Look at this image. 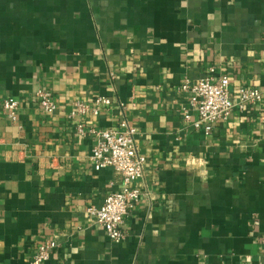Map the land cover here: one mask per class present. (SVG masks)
<instances>
[{
    "label": "crops",
    "instance_id": "obj_1",
    "mask_svg": "<svg viewBox=\"0 0 264 264\" xmlns=\"http://www.w3.org/2000/svg\"><path fill=\"white\" fill-rule=\"evenodd\" d=\"M211 74L233 97L264 94V0H0V264H28L49 238L43 264H264V100L206 134L181 85ZM98 96L112 102L86 126L127 121L147 157L121 242L87 209L122 177L95 168L68 118Z\"/></svg>",
    "mask_w": 264,
    "mask_h": 264
},
{
    "label": "built area",
    "instance_id": "obj_2",
    "mask_svg": "<svg viewBox=\"0 0 264 264\" xmlns=\"http://www.w3.org/2000/svg\"><path fill=\"white\" fill-rule=\"evenodd\" d=\"M215 69L211 68L214 73ZM181 89L190 93L189 104L196 118L193 126L211 134L220 123L228 120L231 113L238 108L243 111L248 106L260 104L264 94L259 88L243 86L239 88L236 97L230 92V78L227 74L219 76L208 75L197 82L186 80ZM39 106L46 113L57 109L53 93L40 89L36 93ZM107 96H98L91 103L76 100L68 113L69 119L77 120V131L94 139L91 160L97 170L113 168L122 177V186L110 192L99 207L90 206L88 215L98 226L102 227L112 242H121L125 238L122 225L126 217L134 210L142 192L135 185L146 170L147 157L142 154L136 143L137 130L123 120L119 128L98 129L87 127L83 118L97 116L100 111L111 104ZM20 101L14 97L3 100V111L11 121L17 120ZM187 113L186 119H191ZM59 247L57 240L49 238L39 245L36 253L28 264H43L50 259L52 251Z\"/></svg>",
    "mask_w": 264,
    "mask_h": 264
}]
</instances>
